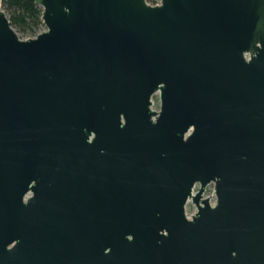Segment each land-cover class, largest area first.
Listing matches in <instances>:
<instances>
[{
    "label": "water",
    "instance_id": "obj_1",
    "mask_svg": "<svg viewBox=\"0 0 264 264\" xmlns=\"http://www.w3.org/2000/svg\"><path fill=\"white\" fill-rule=\"evenodd\" d=\"M31 1L32 38L0 10V264H264V0Z\"/></svg>",
    "mask_w": 264,
    "mask_h": 264
},
{
    "label": "trees",
    "instance_id": "obj_2",
    "mask_svg": "<svg viewBox=\"0 0 264 264\" xmlns=\"http://www.w3.org/2000/svg\"><path fill=\"white\" fill-rule=\"evenodd\" d=\"M3 6L12 28L31 38L37 35L40 26H44L42 8L31 0H4Z\"/></svg>",
    "mask_w": 264,
    "mask_h": 264
},
{
    "label": "rangeland",
    "instance_id": "obj_3",
    "mask_svg": "<svg viewBox=\"0 0 264 264\" xmlns=\"http://www.w3.org/2000/svg\"><path fill=\"white\" fill-rule=\"evenodd\" d=\"M13 30L16 32V34L18 35V37L20 39H27L29 38V34H24V33H21L19 32L16 28H13ZM45 30V27L44 26H40L37 30V34L44 31ZM31 38V37H30ZM152 106L151 108L155 111H158L159 108H160V100H159V94L156 93L155 95L152 96ZM204 198H209L210 199V203L211 204H214L215 201H216V198H215V195H214V185L211 184L207 189H206V193H205V196ZM186 215L188 217H190L191 215H193L196 211V208L195 206L189 202L187 205H186Z\"/></svg>",
    "mask_w": 264,
    "mask_h": 264
},
{
    "label": "built area",
    "instance_id": "obj_4",
    "mask_svg": "<svg viewBox=\"0 0 264 264\" xmlns=\"http://www.w3.org/2000/svg\"><path fill=\"white\" fill-rule=\"evenodd\" d=\"M3 2H4V0H0V10H2L4 13H5V10H4V6H3ZM145 2H146V4L148 5V6H157V5H159L160 4V0H145ZM5 15H6V13H5ZM7 17V16H6ZM210 186V185H209ZM209 186H207V188L209 187ZM206 188V189H207ZM198 190V185H196L195 187H194V189H193V193H195L196 191ZM205 193H206V190H205ZM205 193H204V196H205Z\"/></svg>",
    "mask_w": 264,
    "mask_h": 264
}]
</instances>
